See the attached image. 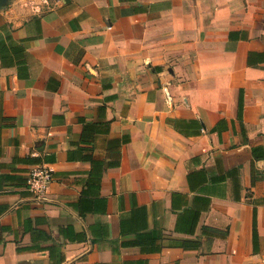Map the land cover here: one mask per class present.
<instances>
[{
  "label": "crops",
  "instance_id": "0c3cea01",
  "mask_svg": "<svg viewBox=\"0 0 264 264\" xmlns=\"http://www.w3.org/2000/svg\"><path fill=\"white\" fill-rule=\"evenodd\" d=\"M263 177L264 0L0 4V264H264Z\"/></svg>",
  "mask_w": 264,
  "mask_h": 264
},
{
  "label": "built area",
  "instance_id": "2783aa9c",
  "mask_svg": "<svg viewBox=\"0 0 264 264\" xmlns=\"http://www.w3.org/2000/svg\"><path fill=\"white\" fill-rule=\"evenodd\" d=\"M164 92L166 94V98L169 102L172 101L173 97L169 86H163ZM52 179L51 170L48 167L41 166L36 167L30 170L29 179H28V187L36 196H42L46 190L49 182ZM262 183L264 186V177L262 179Z\"/></svg>",
  "mask_w": 264,
  "mask_h": 264
},
{
  "label": "trees",
  "instance_id": "16d2710c",
  "mask_svg": "<svg viewBox=\"0 0 264 264\" xmlns=\"http://www.w3.org/2000/svg\"><path fill=\"white\" fill-rule=\"evenodd\" d=\"M242 113V100L240 102V114Z\"/></svg>",
  "mask_w": 264,
  "mask_h": 264
},
{
  "label": "water",
  "instance_id": "95a60500",
  "mask_svg": "<svg viewBox=\"0 0 264 264\" xmlns=\"http://www.w3.org/2000/svg\"><path fill=\"white\" fill-rule=\"evenodd\" d=\"M7 0H0V4L5 3Z\"/></svg>",
  "mask_w": 264,
  "mask_h": 264
}]
</instances>
